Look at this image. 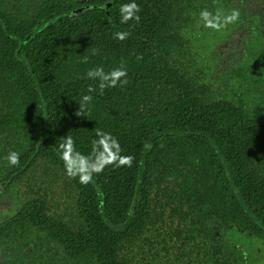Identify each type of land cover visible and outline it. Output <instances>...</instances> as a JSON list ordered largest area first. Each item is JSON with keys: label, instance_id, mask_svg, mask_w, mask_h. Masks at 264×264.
<instances>
[{"label": "trees", "instance_id": "trees-1", "mask_svg": "<svg viewBox=\"0 0 264 264\" xmlns=\"http://www.w3.org/2000/svg\"><path fill=\"white\" fill-rule=\"evenodd\" d=\"M126 2L0 0V192L21 209L1 231L40 226L47 244L93 252L95 264H122L118 249L134 238L137 247L141 233L150 251L140 263L243 264L230 232L264 240V118L232 101L239 78L227 61L197 77L193 63L211 55L171 15L174 0H136L140 21L122 24ZM121 63L128 84L100 95L86 73ZM90 84L97 92L77 116ZM98 130L135 159L82 184L67 175L60 145L70 136L88 155ZM59 193L71 205L63 214Z\"/></svg>", "mask_w": 264, "mask_h": 264}, {"label": "flooded vegetation", "instance_id": "flooded-vegetation-1", "mask_svg": "<svg viewBox=\"0 0 264 264\" xmlns=\"http://www.w3.org/2000/svg\"><path fill=\"white\" fill-rule=\"evenodd\" d=\"M172 9L174 14L171 15L178 17L177 21L184 25L187 35L191 39H202L206 42L202 48L211 55L208 59L203 56L199 61L194 62V70L201 72L197 77L199 79L203 77V69L209 66V62L220 67L218 59H221L223 63L227 61L231 71L239 78L237 86L230 87L228 84L232 101L239 102L242 99L249 101L250 104L246 105L247 115L258 116L260 120L264 118V0H174ZM205 10L211 13L207 21L201 17V12ZM233 10L240 12V17L235 23H229L220 30L208 26L216 22L217 14L222 20ZM163 16V20L167 21V14ZM183 35L180 34L182 37ZM217 45L221 46L218 50ZM223 65L222 69L220 67L221 70L224 68ZM212 75L216 79L219 77L217 72H213ZM12 195L0 192V264H95L96 258H91L95 257L93 252L80 254L74 252V254L68 247L60 249L58 245L55 247L47 244L48 240L44 239L47 238L45 233L48 231L42 232L45 234L43 237L39 231L36 232L41 228L37 225L36 227L32 225L31 229L23 234H18V230H12L6 238L1 231V225L7 218L11 219L12 216L21 212V209H18L19 203L12 199ZM14 204L17 208H14ZM65 210L57 213L63 214ZM117 228H124V226H117ZM138 237L137 247L134 242L136 238H134L129 243L131 247L118 249L122 264H147L145 261L147 256L144 263L134 259L140 257L142 251L146 254L150 251L149 244H143L144 234L141 233ZM256 238H252L249 242L250 250L256 248L259 251L264 248V240L260 237ZM45 241L46 246H44ZM127 244L122 243L121 246ZM237 244L238 242H234L231 238V247ZM244 248L242 244H238L237 256L243 264H251L252 262L245 255Z\"/></svg>", "mask_w": 264, "mask_h": 264}, {"label": "clouds", "instance_id": "clouds-1", "mask_svg": "<svg viewBox=\"0 0 264 264\" xmlns=\"http://www.w3.org/2000/svg\"><path fill=\"white\" fill-rule=\"evenodd\" d=\"M141 7L136 0H129V2L120 5V22L127 24L130 20H135L137 23L140 21ZM211 13L206 10L201 12V17L205 21L208 20ZM240 17L239 10H233L229 15L223 17L221 20L219 14H217L216 22L209 24L208 26L214 27L220 30L226 27L229 23H235ZM130 35L127 31H117L114 33V39L125 40ZM141 59L142 57H137ZM86 62V61H85ZM86 76L91 80H98L99 94L103 95L106 88H114L118 85L123 87L128 84L127 76L128 70L124 63H121L117 67H114L111 71L106 72L103 66H97L91 68L86 73ZM97 92V86L89 85L87 93L82 97L79 103L80 108L76 111L77 116L85 115V107L93 100L92 93ZM98 139L92 142V150L88 155L82 154L76 149L75 140L68 136L65 141L60 145L62 151V159L65 164L67 175L70 177L79 178L80 183L87 184L91 182L94 174H99L103 171L104 167L111 164L117 166L131 167L135 159L131 155H121V148L119 141L111 133L98 130L96 133ZM146 148H150V144L145 145ZM20 153L11 151L6 159L12 165L19 163Z\"/></svg>", "mask_w": 264, "mask_h": 264}, {"label": "rangeland", "instance_id": "rangeland-1", "mask_svg": "<svg viewBox=\"0 0 264 264\" xmlns=\"http://www.w3.org/2000/svg\"><path fill=\"white\" fill-rule=\"evenodd\" d=\"M216 48L218 50V49L221 48V46L217 45ZM200 73L201 72L199 70L198 73H197V76L200 75ZM60 194L61 193L57 194V198L59 199V201H56L57 202L56 203V207H57L58 211H64L65 208H67L68 205L69 206H71V205L69 203V199H68L67 195H65L64 197L60 198V196H59ZM65 201H67L68 204L65 203ZM230 235H231V238L233 239L234 242H239L240 244H242V247H245L244 248L245 255H246V257H248L250 259L252 264H264V248H262L259 251L256 248L254 250H250V246L248 245L249 244V240L247 239L246 235L243 234V233L235 232V229H233L230 232ZM257 247H258V245H257ZM240 249H242V248H240Z\"/></svg>", "mask_w": 264, "mask_h": 264}]
</instances>
